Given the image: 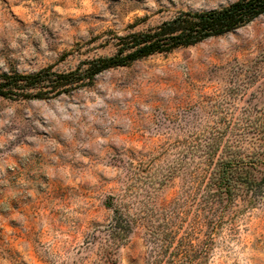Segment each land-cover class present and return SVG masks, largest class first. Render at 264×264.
Listing matches in <instances>:
<instances>
[{"label":"rangeland","instance_id":"obj_1","mask_svg":"<svg viewBox=\"0 0 264 264\" xmlns=\"http://www.w3.org/2000/svg\"><path fill=\"white\" fill-rule=\"evenodd\" d=\"M234 1L0 0V72L70 71L114 53L116 36ZM222 103L264 114V14L54 98L0 96V264H106L109 197L128 199L137 173L169 163V146ZM182 183L178 174L156 188L151 205ZM146 250L139 226L110 264H145ZM198 264H264V196L237 199Z\"/></svg>","mask_w":264,"mask_h":264},{"label":"trees","instance_id":"obj_2","mask_svg":"<svg viewBox=\"0 0 264 264\" xmlns=\"http://www.w3.org/2000/svg\"><path fill=\"white\" fill-rule=\"evenodd\" d=\"M263 14L264 0L181 10L148 30L114 37V53L83 60L70 71L47 66L33 73L0 72V96L54 98L93 84L108 69L224 35ZM215 114L212 121L169 146V163L145 175L137 173L128 199L109 197L113 218L103 247L106 264L139 226L147 245L145 264H198L237 199L264 196V114L249 108L234 112L223 103ZM178 174L183 175L181 191L155 209L150 203L154 190Z\"/></svg>","mask_w":264,"mask_h":264}]
</instances>
